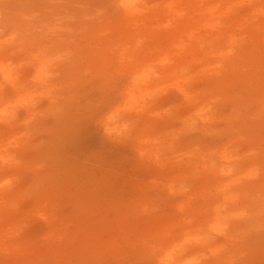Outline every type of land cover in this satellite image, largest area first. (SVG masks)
<instances>
[{
    "label": "rangeland",
    "instance_id": "rangeland-1",
    "mask_svg": "<svg viewBox=\"0 0 264 264\" xmlns=\"http://www.w3.org/2000/svg\"><path fill=\"white\" fill-rule=\"evenodd\" d=\"M48 1L59 7L53 16L43 11ZM70 1L0 0V186L6 190L0 192V264H58L62 251L59 264H165L171 242L187 247L172 264H264V112L254 102L264 81L245 80L255 72L244 64L245 54L239 48L223 52L218 43L226 36L197 35L213 38L203 53L222 50L241 67L237 73L222 59L211 67L198 60L150 97L142 90V114L129 115L122 106L126 80L90 79L97 73L76 51L87 26L113 18L109 0H73L72 12ZM248 12L240 5L233 17L245 19ZM78 16L85 28L75 30ZM149 39L143 37L137 54ZM214 69L233 83H219ZM210 80L220 89L211 88ZM185 81L190 86L183 89ZM185 90L199 98L179 109ZM97 106L121 111L134 129L126 148H106L90 133L83 142L64 136L72 113ZM201 108L202 121L195 113ZM223 162L235 166L233 176L218 172ZM176 168L184 178L167 195ZM144 204L147 213L141 214ZM155 218L164 222L157 238L149 235L157 231ZM179 221L194 227L199 240L184 237L174 225ZM140 228L147 230L138 234ZM104 243L109 245L100 247V262L90 261L91 247Z\"/></svg>",
    "mask_w": 264,
    "mask_h": 264
},
{
    "label": "bare ground",
    "instance_id": "bare-ground-1",
    "mask_svg": "<svg viewBox=\"0 0 264 264\" xmlns=\"http://www.w3.org/2000/svg\"><path fill=\"white\" fill-rule=\"evenodd\" d=\"M148 3L149 0H109V5L106 9H109L113 18L105 24L97 22L92 27H81V25H85V18L79 16L76 18L75 30L85 28L82 32L84 36L81 44L76 47V51L87 61V70L97 73L91 76L90 79L95 81L102 79L106 80V82L114 78L125 79L128 87H125L127 88L123 95V101L125 102L122 106L127 114L132 115L137 112L138 114H142V110L140 109L145 97L139 96L142 90L145 89L147 91L146 97H150L154 90L159 88V85L166 82L171 83L179 74L188 72L193 67L192 64L198 60H204L206 66L211 67V65L214 66L213 62L215 60L222 59V62L231 66V71L234 74L235 72L237 73L239 64L234 63L231 57L228 58L224 55L223 52L225 50L232 51L239 48L245 54L244 64H251L255 71L254 74L247 75L245 80H252L251 83L264 81V0H167L164 4L151 2L148 5ZM240 5L241 7L248 8L249 15L245 19L233 17L234 13L240 10ZM75 6L76 3L71 0L67 11H74ZM42 7L44 8L43 11L52 16V13L59 10L58 5L53 1H48ZM220 9L224 10L219 12L218 10ZM117 10H119L118 16L116 15ZM168 22L173 23V28L168 26ZM247 25L250 26L249 29ZM207 32L227 37L226 42L218 43V47H222L223 52L222 50L218 51L215 49L214 52L203 53L202 50H204L207 44H210V47L212 46L213 38L201 40L197 35H205ZM143 37H149L150 42L141 47V50L137 54V47L143 42ZM160 39L162 41L159 43ZM123 41L128 42V44L121 45ZM164 42H166L165 45H163ZM245 43L250 44V47L243 49L241 46ZM182 48H188L187 55H184L185 53ZM143 55H149L154 61H145ZM170 63L172 65L167 66ZM153 69H157L156 72H153ZM158 71L162 72V79H157L158 75L156 73ZM212 73L215 74V78H217L219 83H233V81H229L228 77L216 74L215 69ZM243 80L241 79V82ZM209 85L213 89H220L219 85L217 86V83L213 80H210ZM242 85L241 83L240 87ZM189 86L190 81H185L180 87L184 89ZM232 87L227 86L225 88L231 89ZM258 88H260L258 89L260 95L258 98H255L254 102L264 112V87ZM161 90H157V92ZM197 98L199 97H194L195 100ZM194 99L191 98L188 104L191 105ZM242 99L243 97H240V100ZM202 111H204L203 108L196 109L195 112L197 114L196 117H199L200 121L206 115L204 113L199 116L202 114ZM202 125L205 127L207 123L202 122ZM152 158L155 159L156 157L152 155ZM198 158L201 159L204 164L203 167L207 171V157L201 154ZM174 170L178 174L172 175V183L166 189L167 195H171L173 190L176 189L177 184H180L184 178L180 168ZM236 171L233 164L223 162L218 172L229 177L233 176ZM101 184H104V182ZM232 187H236V184L230 185V188ZM152 202L150 203L154 205L161 203L160 201ZM147 205L144 204L138 207L141 214L147 213ZM98 213L97 211L92 212L90 217ZM119 214L124 215L123 212H119ZM187 215H189V221H192V215ZM89 222L91 223L92 220ZM121 222L122 229L120 231L122 232L120 234L125 236L126 231L124 229L126 225H124L123 221ZM154 223L157 231H151L149 235L156 236L157 238L164 231V222L162 219L155 218ZM174 225L183 228L182 234L188 239L192 238L191 236L193 235H197L192 242L198 241L202 236L198 235L197 230L196 232L194 231V227H186L184 221L176 222ZM151 229L152 227L148 228V230ZM138 230V234H140V231L145 232L147 229L143 230V228H140ZM95 232L94 230L88 231V234L94 236ZM120 234L119 236H121ZM108 243L92 246L90 261L95 263L100 262L102 258L100 247H106ZM166 247L168 248L164 253L168 256L165 259V264L174 263L176 260L175 256L182 254L187 248L177 247L175 242L169 243ZM65 254L63 251L59 252L61 259H56L58 264L64 259L62 255Z\"/></svg>",
    "mask_w": 264,
    "mask_h": 264
},
{
    "label": "clouds",
    "instance_id": "clouds-1",
    "mask_svg": "<svg viewBox=\"0 0 264 264\" xmlns=\"http://www.w3.org/2000/svg\"><path fill=\"white\" fill-rule=\"evenodd\" d=\"M89 133L97 136L106 148L112 150L126 148L128 145L125 142L134 138V129L122 112L118 110L110 113L103 106L72 113L63 130L65 137H78L82 142ZM3 191L6 190L0 186V192Z\"/></svg>",
    "mask_w": 264,
    "mask_h": 264
},
{
    "label": "snow or ice",
    "instance_id": "snow-or-ice-1",
    "mask_svg": "<svg viewBox=\"0 0 264 264\" xmlns=\"http://www.w3.org/2000/svg\"><path fill=\"white\" fill-rule=\"evenodd\" d=\"M191 101V96L187 93V90H185V93H184V99L182 101H180L178 104H177V107L179 109H183L184 107L187 106V104Z\"/></svg>",
    "mask_w": 264,
    "mask_h": 264
}]
</instances>
